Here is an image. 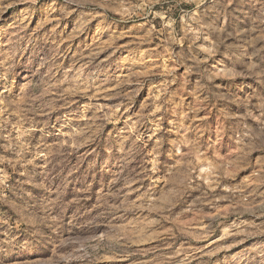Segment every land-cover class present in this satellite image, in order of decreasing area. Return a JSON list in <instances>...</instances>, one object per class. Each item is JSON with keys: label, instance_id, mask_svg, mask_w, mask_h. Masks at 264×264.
<instances>
[{"label": "rangeland", "instance_id": "obj_1", "mask_svg": "<svg viewBox=\"0 0 264 264\" xmlns=\"http://www.w3.org/2000/svg\"><path fill=\"white\" fill-rule=\"evenodd\" d=\"M262 12L256 0H0V62L12 81L0 100V184L43 171L44 156L32 155L43 122L54 125L42 143L67 156L53 163L62 161L66 201L77 202L65 209L75 227L62 240L70 237L65 247L80 258L68 264H235L233 254L253 242L264 247V216L254 215L264 210L259 151L248 154L249 166L226 171L232 179L222 187L211 165L201 168L197 180L212 195L185 202L154 161L147 176L133 161L118 178L121 165L105 150L114 129L144 131L148 114L178 86L185 96L174 95L173 105L181 101L180 117L192 116L195 69L251 95L247 85L264 80ZM41 110L47 115H36ZM244 112L232 104V117ZM247 143L233 140L229 150ZM51 259V251L18 254L13 264Z\"/></svg>", "mask_w": 264, "mask_h": 264}, {"label": "clouds", "instance_id": "obj_2", "mask_svg": "<svg viewBox=\"0 0 264 264\" xmlns=\"http://www.w3.org/2000/svg\"><path fill=\"white\" fill-rule=\"evenodd\" d=\"M256 2L264 6V0ZM68 3H72V0H68ZM258 22L264 24V12ZM195 70L200 79L194 88L197 102L195 107L191 108L192 116L185 113L183 118L180 117L176 108L184 110L181 101H175L173 105L174 95L181 98L185 96V92L178 86L174 94L162 99L159 107L148 114L151 122L146 124L144 131L136 128L129 134L126 127L124 133L114 129L110 136L106 137L105 150L122 168L118 178L128 170V165L133 161L144 169V175L147 176L151 172L147 163L154 161L156 171L161 175H168L171 190H175L180 201L186 202L187 199H195L198 195H212L209 189L197 180L201 168L211 165L215 171L214 186L222 187L232 179L226 176V171L232 168L239 170L241 165L249 166V153L259 151L264 162V80L255 86L247 85L253 91L251 95L242 98L230 89L236 87L242 90L243 86L217 84L214 77L208 78L207 72ZM11 92V67H5L3 62H0V100H6L5 93L11 95ZM233 103L238 108L245 109L242 117L234 118L230 115ZM156 111L161 114L156 115ZM200 111L214 116L215 119L205 120L199 117ZM36 115L46 116L47 112L41 110ZM54 127L48 122H43V127L39 129L41 143L32 155L33 160L44 156L43 171L33 170L26 179L18 180L11 186L7 183L0 184V264H13L18 254L47 255L49 251L52 252L49 264H68V261L80 258L79 249L67 251L65 247L74 241L70 237L68 240H62L68 229L75 227L73 221L65 215V209L67 204L77 202L66 201L64 189L67 186V176L62 174L63 168L57 167L62 161L57 160L54 164L53 160L58 155L64 159H67V156L58 150L51 151L49 145L42 143L49 131H54ZM97 131L102 132V128ZM245 139L248 143L240 147L239 151L229 150L234 147L233 140L242 144ZM46 149H49L47 155ZM194 156H198L199 161L194 160ZM35 168L39 169V165ZM68 175H71V172ZM5 191L8 196L4 195ZM3 205L8 207L4 208ZM254 215L264 216V210L258 208ZM20 225L23 227H18ZM233 259L235 264H264V247L258 242H253L247 250L242 249L233 254Z\"/></svg>", "mask_w": 264, "mask_h": 264}]
</instances>
